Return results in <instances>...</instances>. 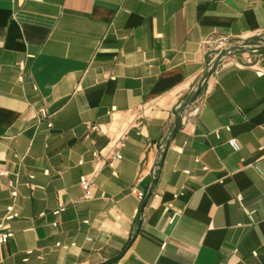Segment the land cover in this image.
<instances>
[{
  "label": "crops",
  "instance_id": "0c3cea01",
  "mask_svg": "<svg viewBox=\"0 0 264 264\" xmlns=\"http://www.w3.org/2000/svg\"><path fill=\"white\" fill-rule=\"evenodd\" d=\"M263 32L264 0H0V264H264V48L214 66Z\"/></svg>",
  "mask_w": 264,
  "mask_h": 264
},
{
  "label": "built area",
  "instance_id": "2783aa9c",
  "mask_svg": "<svg viewBox=\"0 0 264 264\" xmlns=\"http://www.w3.org/2000/svg\"><path fill=\"white\" fill-rule=\"evenodd\" d=\"M222 40V42H224L225 43V41L227 40L226 38L225 39H221ZM250 60V59H249ZM42 113H43V115H46L45 114V111H42ZM229 143H230V145L236 150V151H238L239 149H240V145L238 144V142H237V139L236 138H231L230 140H229ZM120 158H122V154L119 152V151H113V152H111L110 153V155L108 156V158H106L109 162H108V164L109 165H113V163H114V161L116 160V159H120ZM158 163V165L155 167V165ZM160 163H161V159H158L156 162H155V164H154V166H153V168H152V172H151V175L154 173L155 174V177L157 176V169L159 168V166H160ZM6 171L4 170V169H0V175H6ZM16 175L18 176V173H16ZM32 177V176H31ZM9 186L12 188V195L13 196H16L17 195V189H16V182L14 181V180H9ZM93 181H92V179H90L89 177H87V176H83L82 178H81V186H82V188H83V190H84V197H86V198H89V197H91L92 196V186H93ZM27 185L28 186H30L31 184L30 183H27ZM135 192L137 193V195H138V197L140 198V199H143L144 198V192H142V191H137V190H135ZM8 212H9V215H8V218H12V217H16V216H18V212L17 211H15L14 210V208L11 206V207H9V210H8ZM173 219H174V216L172 217V221H173ZM2 227V224H0V228ZM11 236V233H8V232H2V231H0V243H2V244H4V243H6L7 241H8V238Z\"/></svg>",
  "mask_w": 264,
  "mask_h": 264
},
{
  "label": "rangeland",
  "instance_id": "374dc122",
  "mask_svg": "<svg viewBox=\"0 0 264 264\" xmlns=\"http://www.w3.org/2000/svg\"><path fill=\"white\" fill-rule=\"evenodd\" d=\"M264 45V32L260 35H256L255 37L251 38L250 40L244 39V40H226L225 43L222 45V51L224 52L225 49L231 48L234 46H241V47H249V46H256V45ZM245 50H237L236 53L243 54Z\"/></svg>",
  "mask_w": 264,
  "mask_h": 264
},
{
  "label": "water",
  "instance_id": "95a60500",
  "mask_svg": "<svg viewBox=\"0 0 264 264\" xmlns=\"http://www.w3.org/2000/svg\"><path fill=\"white\" fill-rule=\"evenodd\" d=\"M264 48V46H257V47H241V46H234V47H231V48H228L227 50H225L223 53H221L220 55H219V58H218V60L215 62V64H214V66L216 65V63L217 62H219L220 61V59L223 57V55L226 53V52H231V51H233V50H245V51H248V52H257V51H259V50H261V49H263ZM203 82H204V79H202L201 80V82H200V84H199V87H202V85H203ZM195 96V95H194ZM193 96V97H194ZM180 115H181V111L180 110H178L177 111V118L179 119L180 118ZM170 138V137H169ZM166 144H167V141H165V143H164V148L166 147ZM158 165V163L155 165V167ZM155 174L153 173L152 174V179H153V181L155 180ZM152 186H153V183H152Z\"/></svg>",
  "mask_w": 264,
  "mask_h": 264
},
{
  "label": "trees",
  "instance_id": "16d2710c",
  "mask_svg": "<svg viewBox=\"0 0 264 264\" xmlns=\"http://www.w3.org/2000/svg\"><path fill=\"white\" fill-rule=\"evenodd\" d=\"M119 257V256H118ZM118 257H116V258H114V259H112V260H109V261H107L106 263H104V264H110V263H113V262H115L117 259H118Z\"/></svg>",
  "mask_w": 264,
  "mask_h": 264
}]
</instances>
